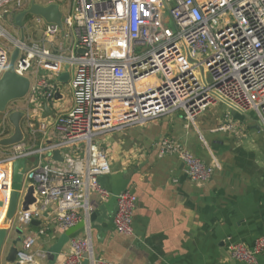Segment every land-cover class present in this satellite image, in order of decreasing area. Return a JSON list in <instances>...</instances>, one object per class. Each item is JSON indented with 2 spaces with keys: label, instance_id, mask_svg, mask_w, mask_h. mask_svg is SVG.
<instances>
[{
  "label": "built area",
  "instance_id": "built-area-1",
  "mask_svg": "<svg viewBox=\"0 0 264 264\" xmlns=\"http://www.w3.org/2000/svg\"><path fill=\"white\" fill-rule=\"evenodd\" d=\"M31 1L0 0V77L20 38L2 22L14 24L15 15ZM70 1L69 11L63 12L64 31L41 16L24 20L25 28L32 21L41 25L44 38L37 43L26 40L15 64L16 71L32 81L24 98L29 99L28 106H20L23 99L12 100L0 113V139L14 132L9 115L19 109L25 111L23 129L35 138L33 146L25 138L0 145V191L5 190L8 202L12 164L26 160L21 208L11 224L28 226L54 214L65 231L84 218L81 211L88 216L97 207L90 203L91 193L110 197L100 181L112 170L100 136L122 126L180 112L195 123L209 107L226 102L242 113H255L264 129V0ZM67 29L76 36L69 49L57 42ZM66 71L70 76L65 85L58 77ZM66 91L72 95L70 104L65 102ZM46 103L52 111L50 123L41 119ZM33 105L40 107L36 119ZM231 127L226 115L217 130ZM157 146L160 155H178L194 183L208 182L219 166L215 159L206 162L169 137L161 138ZM55 151L62 161L53 157ZM31 186L36 200L23 210ZM116 197L113 224L119 233L131 235L137 196L125 189ZM36 240V235L23 240L16 261L38 264ZM70 242L71 250L59 264H83L87 257L92 264H114L94 257L87 236ZM227 251L243 264H260L264 235L251 247L230 242Z\"/></svg>",
  "mask_w": 264,
  "mask_h": 264
},
{
  "label": "crops",
  "instance_id": "crops-1",
  "mask_svg": "<svg viewBox=\"0 0 264 264\" xmlns=\"http://www.w3.org/2000/svg\"><path fill=\"white\" fill-rule=\"evenodd\" d=\"M51 2L59 3L64 13L71 6L70 0H46L40 4ZM37 32L41 34L39 39L33 38ZM29 37L30 43L41 42L43 28L37 26ZM75 38L67 29L57 42L69 49ZM71 99L65 96L67 104ZM23 100L27 103L29 99ZM226 115L231 129L217 130ZM41 119L50 123L52 117L42 115ZM193 124L178 113L146 124L122 126L100 136L112 169L100 181L112 195L106 198L91 193L89 199L92 205L104 206L109 217L100 229L81 211L87 231L79 235L91 239L94 257L114 264H243L229 259L224 251L230 242L251 247L258 236L264 235V129L255 113H242L226 102L214 105ZM24 132L26 144L33 146L35 138L27 128ZM163 137L178 141L206 162L215 159L219 166L212 178L206 183H194L178 155H160L157 142ZM125 189H131L138 199L131 235L119 233L112 221L117 204L114 197ZM6 194L0 191V228L7 229L1 264L8 263L5 257L13 241L21 238L17 245L21 247L30 235L37 236L33 248L37 263L47 264L48 249L64 230L54 214L28 226L11 224ZM20 208L18 197L16 212ZM40 229L44 230L42 234ZM70 241L55 264L71 250ZM259 262L264 264V251ZM83 264L92 261L87 257Z\"/></svg>",
  "mask_w": 264,
  "mask_h": 264
},
{
  "label": "water",
  "instance_id": "water-1",
  "mask_svg": "<svg viewBox=\"0 0 264 264\" xmlns=\"http://www.w3.org/2000/svg\"><path fill=\"white\" fill-rule=\"evenodd\" d=\"M28 15H37L44 18L49 23H55L59 26V28L64 31V25H63V11L61 9V5L57 2H51L46 5L40 4L36 2L35 0L31 1L30 6L20 11L15 15L14 23L17 27L20 29V38L18 44L15 46V48L11 51L10 54V60L7 68L5 69L4 73L0 77V113L4 112L8 106V104L12 100L17 99H24L28 96L31 88V79L27 75L20 74L15 69V64L17 60L21 56V46L24 44L27 40L26 36V28L24 25V20L26 16ZM69 73L68 71L61 73V75L58 77V79L65 83L69 80ZM60 97V94H56V98ZM182 116H184L183 112H180ZM52 115V111L48 104L46 103L44 105V114L43 117H48ZM25 116V111L19 109L14 112H12L9 115V119L14 125V132L12 135L8 137H4L0 139V145L4 146H10L13 144H16L18 142H21L25 138V133L22 127V120ZM53 157L59 161H62L63 158L59 151H55L53 154ZM26 168V160L25 159H19L16 162L12 164L11 169V182H12V192L10 195V203H9V209L7 213L8 219H12L16 213L17 209V203H18V197H19V190L22 187V182L24 179V172ZM34 188L31 186L27 189L26 195L24 197V201L22 203V209L26 210L28 209L29 205L35 202V197L33 195ZM117 200V197H114ZM89 221L93 224V226L102 229L101 223L103 221H107L108 214L105 210L104 206H98L96 207L92 212H90ZM98 222L99 224L96 225L95 222ZM37 223V221H34L32 224ZM20 231V230H19ZM87 231L86 224L84 219L78 222L75 226H72L68 229H66L58 238V240L48 249V263L47 264H55L58 256L60 255L61 251L63 250V247L68 243V241L72 238H75L79 236L82 232ZM7 236V229L6 228H0V255L2 252L3 245L5 243ZM21 238H18L13 241V245L9 248L5 260L8 262L7 264H20L18 261H16L17 258V252H18V243ZM224 254L229 258L233 259L231 257L230 253L226 250L224 251ZM1 264V261H0Z\"/></svg>",
  "mask_w": 264,
  "mask_h": 264
},
{
  "label": "rangeland",
  "instance_id": "rangeland-1",
  "mask_svg": "<svg viewBox=\"0 0 264 264\" xmlns=\"http://www.w3.org/2000/svg\"><path fill=\"white\" fill-rule=\"evenodd\" d=\"M37 2H39V3H42V2H45L46 0H36ZM2 25L3 26H5L15 37H17V38H19L20 37V29H19V27H15V28H13V27H11V24H10V22H8V21H3L2 22ZM12 25H14L13 23H12ZM37 26L38 27H41V25H39V24H37V22L36 21H32L31 23H29L28 25H27V29H26V36H27V41H28V37H29V35L31 34V30H35L36 28H37ZM41 37V34L39 33L38 34V32L37 33H34L33 34V38H35V39H39ZM30 38V37H29ZM69 40V39H68ZM72 95H71V93L70 92H67L66 91V97H71ZM17 103V102H16ZM15 103V104H16ZM14 104V103H13ZM19 104H20V106L23 108V107H25L26 106V101L25 100H22V101H20L19 102ZM213 106H211V107H209L207 110H205L204 112H207L210 108H212ZM40 107L38 106V105H33V106H31V112L34 114L33 115V119H36V116L38 115V109H39ZM203 112V113H204ZM178 113H174V114H170V115H166V116H168V117H170L171 115H177ZM165 116V117H166ZM200 118V115L197 117V119H196V121H198V119ZM3 122V118L1 117V115H0V124ZM26 123H27V120H25L24 122H23V125H24V127L26 126ZM190 124H193V123H191L190 122ZM192 127H193V131H194V128H195V125L193 124L192 125ZM24 130V129H23Z\"/></svg>",
  "mask_w": 264,
  "mask_h": 264
}]
</instances>
